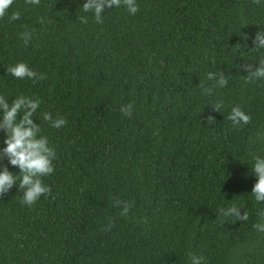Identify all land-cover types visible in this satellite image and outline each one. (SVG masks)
<instances>
[{"label": "trees", "instance_id": "1", "mask_svg": "<svg viewBox=\"0 0 264 264\" xmlns=\"http://www.w3.org/2000/svg\"><path fill=\"white\" fill-rule=\"evenodd\" d=\"M85 2L14 0L0 19V95L42 101L33 120L57 153L43 177L50 195L27 206L14 185L0 199V264H190L189 252L205 264H264V231L254 227L264 203L251 193L253 156L264 157V79L245 83L239 67L264 56L253 48L264 0H136L135 15L105 8L102 24ZM14 11L21 18L9 22ZM18 62L47 79L11 76ZM210 71L227 86L214 87ZM128 103L131 117L120 112ZM237 105L251 116L240 128L227 119ZM44 112L66 125L51 127ZM115 199L132 204L127 216ZM232 204L247 221L218 217Z\"/></svg>", "mask_w": 264, "mask_h": 264}, {"label": "clouds", "instance_id": "2", "mask_svg": "<svg viewBox=\"0 0 264 264\" xmlns=\"http://www.w3.org/2000/svg\"><path fill=\"white\" fill-rule=\"evenodd\" d=\"M259 4L261 0H253ZM14 0H0V19L4 18L8 9L13 5ZM40 0H25V4L38 5ZM124 6L127 11L135 15L139 10V5L136 0H86L82 5V10L85 13H93L95 21L99 24L103 23L102 14L105 8ZM21 14L19 11H14L9 16V22L19 20ZM81 23L86 24L88 18L86 16L79 17ZM40 23H44V19L40 18ZM34 32L28 30L20 33V38L27 46L33 39ZM244 39L248 38V34H242ZM254 49H264V30L257 31L253 38ZM259 66L253 64H243L239 67L246 71L245 83H252L258 79H264V56L260 57ZM7 72L17 79H30L33 83L39 80L47 79L45 73H38L30 68L25 62H18L13 66L8 67ZM228 76L224 72H208L206 79L214 81V87H226ZM204 95H211L214 87H205L201 83ZM42 101L39 98H30L23 94L12 100L9 104L7 99L0 95V130H3L6 135L4 138L5 146L0 148V160L7 159L8 163L19 169V172L13 173L7 165L0 167V199H2L14 185H18L23 192L22 203L27 206L34 205L41 196H48L52 189L44 183L43 177L50 176L54 170V161L57 158L56 149L49 144L47 136L42 135L40 123H35L33 117L40 107ZM213 111L220 112L223 107V101H218L211 105ZM122 115L131 117L133 114V104L128 103L120 108ZM22 113V117L18 118V114ZM207 122L211 124L215 121V117L209 114ZM227 119L230 120L234 127L240 128L251 123V116L247 114L239 105L234 106L228 114ZM43 120L47 121L53 128H61L66 125L67 120L62 116H53L50 112L43 113ZM254 163L252 172L256 175L257 180L252 188V195L257 202L264 203V157L254 155ZM19 181V183H17ZM54 198V197H53ZM113 206L120 208V215L127 216L132 204L128 201L120 199L113 200ZM241 207L232 204L226 208H220L219 216L223 218H232V222L247 221L248 213L241 212ZM258 215L261 217L260 222L254 225L259 231H264V210ZM148 218L144 217L142 222L147 223ZM223 223V220H221ZM114 223L109 219L108 224L104 227V231H111ZM188 257L190 264H205V258L202 255H197L194 252H189Z\"/></svg>", "mask_w": 264, "mask_h": 264}]
</instances>
